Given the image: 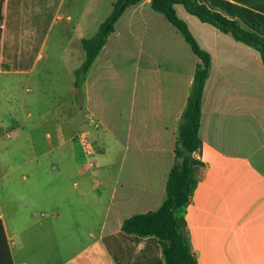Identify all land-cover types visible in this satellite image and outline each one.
Listing matches in <instances>:
<instances>
[{
  "label": "crops",
  "instance_id": "0c3cea01",
  "mask_svg": "<svg viewBox=\"0 0 264 264\" xmlns=\"http://www.w3.org/2000/svg\"><path fill=\"white\" fill-rule=\"evenodd\" d=\"M115 1L4 0L3 13L9 3L11 14H23V23L17 29L13 26L12 35H42L45 20L52 17L37 52L26 45V60L8 61L7 69L0 66V75H16V91L24 85L21 105L32 100L34 85L44 84L54 66L43 61L44 50L59 25L69 36L63 68L73 78L70 100L57 103L58 119L52 127L42 129L33 122L15 134L0 135L1 179L14 181L11 166L17 163L23 168L26 195L31 193L35 200L38 192L44 193L40 203L49 212L40 218L51 217L41 229L33 230V240L20 251L22 243L14 227L20 226L21 216L12 215L21 211L15 194L8 202V220L0 209L14 264H165L156 237L125 233L122 223L134 214L158 209L165 198L177 131L200 59L166 16L151 7V0H144L124 12L77 88L75 70L85 59L82 40L97 32ZM199 1L264 35V0ZM181 17L212 57L197 153L205 165L196 170L198 184L182 225L199 264H264L261 54L199 18L196 22ZM21 105L0 100V113L25 121ZM34 114L44 112L27 115ZM2 124L0 118V128ZM113 148L117 155L109 153ZM45 171L55 175L46 177ZM47 180H53L56 197L43 192ZM53 241L71 248L53 252Z\"/></svg>",
  "mask_w": 264,
  "mask_h": 264
},
{
  "label": "trees",
  "instance_id": "16d2710c",
  "mask_svg": "<svg viewBox=\"0 0 264 264\" xmlns=\"http://www.w3.org/2000/svg\"><path fill=\"white\" fill-rule=\"evenodd\" d=\"M142 1L144 0H116L111 14L100 24L97 32L82 40L85 59L75 70L77 88L82 87L90 67L105 46L109 35L115 31L121 16L129 7ZM150 4L155 11L163 13L177 28L191 46L192 51L199 57L200 62L196 66L190 94L177 131L174 164L168 175L165 198L158 209L126 218L122 223V230L125 233L142 237H156L161 246L165 264H199L191 248L189 233L182 225V219L198 184L196 170L205 165L197 157V153L200 147L202 99L211 70L212 57L206 49L201 47L186 20L178 15L175 6L182 5L188 13L202 22L209 23L223 32L231 33L236 40L254 47L261 54L263 63L264 35L237 19L229 18L211 9L199 0H151ZM3 5L4 0H0V66L7 69L8 61L16 64L22 59H27V54H23L26 45L31 46L36 52L39 50L52 17L45 20L46 26L42 30V35L31 37L12 35L10 31L16 32L14 29L18 28L19 23H23V14L21 17L11 14L9 3L5 14ZM3 22H5L4 27H2ZM13 26H15L14 29ZM21 30L19 28L17 32ZM4 31H7L6 35ZM14 50L18 52L16 56L12 54ZM33 58L32 56L29 65L33 62ZM0 264H14L1 219Z\"/></svg>",
  "mask_w": 264,
  "mask_h": 264
},
{
  "label": "rangeland",
  "instance_id": "374dc122",
  "mask_svg": "<svg viewBox=\"0 0 264 264\" xmlns=\"http://www.w3.org/2000/svg\"><path fill=\"white\" fill-rule=\"evenodd\" d=\"M178 9V15L180 17L187 15L189 19L200 22L196 16L188 14L182 5H178ZM69 21L73 22L72 20ZM62 29V26H57L46 42L44 54L47 56H45L43 61L53 62L54 66L50 69L51 72L46 74L47 80L46 82L44 81V84L40 86L36 83L34 85L35 95L32 94V96H34L32 97V100L25 103V105H21V103L25 101L24 85H21L20 91L18 92L16 91L18 90L16 89L17 84L13 83V80H15L16 77L15 74L3 73L0 75V100L9 101L12 106L21 105L24 114L23 118L25 119V121L18 117L15 119V117L5 116L3 113H0V115H3L0 118L4 121V124H2L0 128V135L6 136V133L10 131L15 134L19 129H22L25 126L27 127L33 122H37L39 124L38 126L42 129L50 128L53 126L54 120L57 121L58 119L57 103L68 99L70 100L69 87L72 84L73 78L67 74V69L63 68L64 62H68V55L64 52V49L68 46L67 42L69 36L67 37L64 35L65 33ZM40 87H42V91L39 90ZM31 111H43L44 114L41 116L36 114L28 116L27 114ZM46 111H48V113H45ZM133 111L136 112V108L133 109ZM128 112H130V108ZM135 116V113H133V117ZM14 119L15 121L13 122ZM16 124H18V126H15ZM121 135H125V132H121ZM2 140H8V137H3ZM109 153L117 155L118 149H109ZM99 156H101L100 151H96V158L98 157L99 159H97L101 162V157ZM11 167V177L14 178V181L7 180V177L1 179L2 175L0 174V209H3L5 219L8 220V202L11 200V196H14L12 194H15L16 206L21 211L12 213V215L15 217L21 216V219L19 223H17V225L20 226H15L14 230L19 232V240L22 243L19 250L24 251L25 245L33 240V230L41 229V224H43L44 220L50 219L51 217L45 219L40 218V214H48L49 212L47 209H44L46 205L40 203V198L44 197V193L40 194L38 192L35 200H33V195L31 193L26 195L25 185L22 180L23 168H18L17 163H14ZM45 174L46 177L48 174L52 177L55 175L52 171L50 173L45 171ZM52 181L53 180H47L45 185L42 186L43 192L45 191L46 197L49 198L57 196L56 187ZM28 198L30 201L28 200V204H26L25 199ZM31 212L33 213L31 214ZM39 244L40 239L35 242V246H39ZM51 248L53 249V252L61 251V253H66L69 248H71V245L62 244L59 241H53L51 243ZM48 251L52 252L50 249Z\"/></svg>",
  "mask_w": 264,
  "mask_h": 264
}]
</instances>
